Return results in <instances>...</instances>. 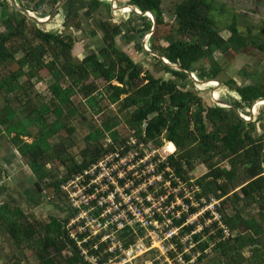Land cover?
Masks as SVG:
<instances>
[{
  "label": "trees",
  "instance_id": "16d2710c",
  "mask_svg": "<svg viewBox=\"0 0 264 264\" xmlns=\"http://www.w3.org/2000/svg\"><path fill=\"white\" fill-rule=\"evenodd\" d=\"M16 1L20 7L40 18L48 16L58 2ZM213 2L182 0L173 8V18L168 23L163 19L160 0H129L127 4L141 12L152 13L155 28L168 29L167 45L155 47L150 40L151 50L170 64L195 73L199 81H214L221 72L215 52L224 55L232 49L239 53L246 39L253 45L257 44L263 51L264 44L259 42L257 36H251V33L243 37L235 24L228 27V38L220 36L219 29L210 17ZM101 6L110 18V2L105 0H64L55 15H63L64 29L84 31L81 29L78 11L83 9L86 18L92 17L94 20L93 17L101 13ZM130 9L128 7L124 13ZM0 24L3 28L0 31V96L4 102L0 110V126H3L0 127V135L6 136L10 145L25 161L35 177L34 183L39 191L51 188L55 196L65 202L60 190L61 184L105 153L115 150L124 140L116 130L119 119L112 116L92 128L83 138L85 148L80 151L79 161L70 158L66 162L62 159L67 147H71L70 144L66 147L64 139L58 144L56 154L51 155V139L67 125L68 117L75 112L72 108L63 118L60 111L67 108L66 105L76 92L83 94L91 109L98 107L103 111L112 104H118L120 111L134 108L122 120L128 129L134 130L135 135L143 139L144 125L143 140H150L157 145L162 144V139L172 142L177 154L170 157L169 161L175 175L184 181L191 179L189 172L194 162L204 164L207 172L195 182L201 188L196 197L203 196L207 200L210 196L223 198L219 211L223 223L232 234L215 242V253L204 264H243L249 261L264 264V141L262 136L255 137L253 134L255 122L262 121L264 109L259 112L256 121H245L233 109L214 104L204 106L201 98L192 90H182L172 80L155 78L143 70L117 48L115 42L119 35L126 36L127 40L135 42L138 49H142L140 40L150 32L152 22L133 11L129 12L125 22L113 26L107 20L97 19L95 29L99 28L102 32L100 42L95 50L78 62L71 56L76 42L71 32L59 36L41 29L35 21L17 11L9 0L0 1ZM95 29H90V36H96ZM247 31L251 32L250 29ZM16 45H20L19 52L13 50ZM46 54H49L50 60L43 64ZM153 59L166 73L181 81L193 82L191 76L183 70L164 64L158 57ZM202 61H206L208 67ZM13 65L16 68H12ZM42 67L54 79L48 87L51 96L48 102H32L30 80L21 82L20 78L26 75L25 68L34 71ZM240 74L244 77L252 75L244 71ZM64 79L70 82L66 87L61 86ZM96 81H100L106 89L105 96L94 94ZM222 83L238 94V100L226 102L236 106L242 113L245 108H251L255 101L264 99V80L255 79L240 86L230 78ZM22 99L27 109L25 118L15 121L16 110L12 103L21 102ZM103 100L106 104L102 107ZM51 114L54 115L53 120H49L48 115ZM150 115L153 116L149 119ZM28 126L36 128L35 133L28 131ZM22 137H30L32 140L28 142ZM52 158L61 160L64 172L54 181L46 182L51 175L44 167ZM223 161L227 162V167L219 166ZM228 203L233 204L231 215L224 212ZM250 207L256 211L257 218L242 215ZM64 224L65 219L60 221L54 217H50L48 222L31 220L20 207L8 202L0 204V231L10 236L16 248L31 250L38 264H86L65 234ZM221 236V230H217L215 236H209L208 241ZM208 241L199 245L202 251ZM243 251L248 252L249 256H244ZM203 258L204 255L199 256L193 264L201 262ZM13 264L19 263L15 261Z\"/></svg>",
  "mask_w": 264,
  "mask_h": 264
},
{
  "label": "rangeland",
  "instance_id": "374dc122",
  "mask_svg": "<svg viewBox=\"0 0 264 264\" xmlns=\"http://www.w3.org/2000/svg\"><path fill=\"white\" fill-rule=\"evenodd\" d=\"M87 1V0H86ZM110 2V18L107 16V11L101 6L100 14L93 17L94 20L86 18L83 14L84 10L78 11V18L81 24V30L68 31L62 26L63 15H55L48 23L40 25V28L52 32L56 35L62 36L71 32L75 39L74 47L71 51V56L77 62L80 61L90 51L97 48V44L100 42L102 32L99 28L95 29V23L98 20H107L110 25L120 24L128 19L129 12L126 11L129 0H105ZM161 8L163 9V19L165 22H169L173 18V8L179 4L182 0H160ZM130 7V6H128ZM53 10V9H52ZM51 10V11H52ZM171 12V13H170ZM210 17L213 19L215 26L219 29V34L224 39L230 36L228 27L231 24H235L239 34L246 37L249 33L251 36H257L260 39V43L264 44V0H214ZM151 20V19H150ZM136 23V20L133 19ZM152 22V21H151ZM138 23V22H137ZM140 24V23H138ZM96 31V36H90V29L93 28ZM250 29L251 32L247 30ZM167 30V31H166ZM0 31L3 28L0 24ZM168 29L153 28L150 32L144 35L140 42L142 49H138L133 40H127L126 36L119 35L116 37V45L122 52H124L134 63L139 64L143 70L148 71L155 78H161L163 80H172L182 90H192L202 100L204 106H212L214 99L217 98V92L219 93L218 101H233L238 100L239 96L233 91H230L222 82L228 79H233L238 85H246L253 82L255 79L264 80V51L259 49L256 45L251 44L249 41L244 40L245 44L240 48L239 53H235L232 49L227 54L221 55L219 52H215V59L218 61V65L221 68V72L218 78L215 79L219 82L220 88L214 87L211 84H199L192 77L193 82L181 81L178 78L173 77L170 73H166L162 68L158 67L154 57L156 53L150 48V40L155 47H165L167 45L166 36L168 35ZM171 34V31H170ZM20 45H16L13 50L19 52ZM19 56V54H17ZM50 60L49 54L43 57V64H46ZM205 67H208L206 61H202ZM16 68L13 65L12 68ZM26 75L20 78V81L30 80L31 90L30 97L32 102L39 101L48 102L50 99V93L48 87L53 83L54 79L48 70L44 67L29 71L25 68ZM251 73V77H244L240 72ZM5 74V73H4ZM196 78L195 73H192ZM197 79V78H196ZM204 82V81H201ZM70 82L67 79L61 81V86L66 87ZM112 84H116L113 82ZM96 89L94 94H100L105 96L107 94L106 89L102 86L100 81L95 83ZM219 89V91H218ZM26 99V97H23ZM123 96H121V99ZM21 102L12 103V107L16 110L15 121L23 120L27 109L25 106V100ZM70 103L62 108L60 111L63 118H65L67 111L73 108L75 112L67 119V125L63 127L54 138L51 139V155H55L58 151V144L63 140V143L71 145L67 147L66 153L62 155V159L68 161L73 158L76 161L80 160V151L85 148V141L83 138L91 131L92 128L101 125V123L112 116H117L119 119V125L116 126V130L121 134V138L125 137L127 131H130L124 124L123 117L129 114L134 108L128 110H119L118 104L109 105L108 108L100 111L98 107L90 108L86 101V98L81 92H76V95L70 98ZM3 98L0 96V110L3 106ZM106 104V101L101 102L102 107ZM216 105V104H214ZM226 108L225 105H216ZM252 107V106H251ZM264 109V103L261 105L256 104L254 108H245L243 113H240L246 117L250 122L256 121L259 112ZM249 115V116H248ZM49 120L54 119V115H48ZM153 115H150V119ZM3 128V126H0ZM27 130L35 133L36 128L28 126ZM108 134V132H107ZM254 136H262L264 141V114L262 115V121L255 122ZM109 136V135H108ZM23 140L31 142L32 138L22 137ZM173 148V146H172ZM177 152L175 153V155ZM219 158V157H217ZM217 158L215 160H217ZM57 158H52L51 161H47L44 169L50 171V178L46 180L54 181L57 177L61 176L64 172V165ZM220 167H227V162L223 161L219 165ZM207 172V168L204 164L193 163V168L189 172V177L193 180V184L203 177ZM35 177L30 169L25 164V161L16 152L15 148L10 145L6 136L0 135V204L11 203L21 208L25 216L31 220L40 222H48L50 217L57 218L63 221L66 218L68 212L67 205L61 199H58L51 188H44V190H38L35 186ZM238 188L235 190L237 191ZM201 190V188H200ZM239 193V191H237ZM229 193V195H231ZM211 197V196H210ZM220 198L219 200H222ZM225 209V214L231 215L233 213V204L228 203ZM221 208V207H220ZM223 210V207H222ZM242 215L244 217H258L253 207L246 208ZM244 256L248 257L249 253L243 251ZM67 253V252H66ZM65 253V254H66ZM214 251L204 256L201 262L197 264L206 263L209 258L214 255ZM19 264H38L31 250H21L14 246L10 236L0 231V264H13L14 262ZM197 261V260H196ZM195 261V262H196ZM194 262V263H195ZM223 264V263H222ZM243 264H253L251 261L244 262Z\"/></svg>",
  "mask_w": 264,
  "mask_h": 264
},
{
  "label": "built area",
  "instance_id": "2783aa9c",
  "mask_svg": "<svg viewBox=\"0 0 264 264\" xmlns=\"http://www.w3.org/2000/svg\"><path fill=\"white\" fill-rule=\"evenodd\" d=\"M143 139L127 131L115 150L60 186L65 234L86 264H193L232 234L221 219L222 201L196 197L200 187L173 172L174 144ZM217 230L222 236L208 241Z\"/></svg>",
  "mask_w": 264,
  "mask_h": 264
},
{
  "label": "water",
  "instance_id": "95a60500",
  "mask_svg": "<svg viewBox=\"0 0 264 264\" xmlns=\"http://www.w3.org/2000/svg\"><path fill=\"white\" fill-rule=\"evenodd\" d=\"M0 1H2V0H0ZM9 1L11 2L12 6H13L17 11H19V12L25 14L29 19L35 21L38 25H43V24L48 23V22H49V21L55 16L56 11L59 10V8H60V6L62 5V3H63L64 0H58V2L56 3V5L54 6L53 10L51 11V13H50L48 16L44 17V18H46L45 20H42V19H44V18H40V17L36 16L33 12H31V11H29V10H27V9H24V8H22V7H20V6L18 5V3H17L16 0H9ZM128 6H130L131 9H132L131 11H133V12L136 13L137 15H139V16L149 17V18L151 19V21H152V28H151V30H153V28H154V26H155V19H154V16H153L152 13H149V12H148V13H149V14H148V13H146V12H145V13H144V12H141V11H139V10H138L135 6H133V5H128ZM156 57L160 58L164 64H166V65H168V66H170V67H172V68H174V69H177V70H183L184 72L188 73V74H189V75H190V76H191L196 82H198V83L201 82V81L197 80V79L193 76V74L190 73L189 71H187V70H185V69H182V68L179 67V66H176V65H172V64H170L167 60H165V59L159 57L157 54H156ZM205 81H210V80H205ZM214 81H217V80H214ZM217 82H218V81H217ZM218 83H219V82H218ZM213 100H214V104H216V105H221V106L225 105L226 108H231V109H233V110L237 113V115H238L240 118H242L243 120H245V121H249V120H251L250 118L247 119L246 117H244V116L240 113L239 109H238L236 106H234L233 104H231V103H229V102L218 101V100H216V99H214V98H213ZM259 100H264V99H259ZM256 103H257V101H255V102L252 104V107H251V108H254V107L256 106Z\"/></svg>",
  "mask_w": 264,
  "mask_h": 264
},
{
  "label": "bare ground",
  "instance_id": "6f19581e",
  "mask_svg": "<svg viewBox=\"0 0 264 264\" xmlns=\"http://www.w3.org/2000/svg\"><path fill=\"white\" fill-rule=\"evenodd\" d=\"M128 8V7H127ZM127 8H126V11H127ZM131 10V9H130ZM129 10V11H130ZM46 18H44V19H42V20H45ZM211 84V85H214V87H216V88H220V84L217 82V81H204V82H200L199 84ZM218 91H219V89H218ZM216 100H219V93L217 92V98H216ZM264 103V100H257V103L256 104H258V105H262ZM171 146V147H170ZM169 150H172L173 148H172V145H169Z\"/></svg>",
  "mask_w": 264,
  "mask_h": 264
},
{
  "label": "clouds",
  "instance_id": "9594fccd",
  "mask_svg": "<svg viewBox=\"0 0 264 264\" xmlns=\"http://www.w3.org/2000/svg\"><path fill=\"white\" fill-rule=\"evenodd\" d=\"M147 18H149V17H147ZM150 19V18H149Z\"/></svg>",
  "mask_w": 264,
  "mask_h": 264
},
{
  "label": "snow or ice",
  "instance_id": "6c2138e0",
  "mask_svg": "<svg viewBox=\"0 0 264 264\" xmlns=\"http://www.w3.org/2000/svg\"><path fill=\"white\" fill-rule=\"evenodd\" d=\"M171 147V146H170Z\"/></svg>",
  "mask_w": 264,
  "mask_h": 264
}]
</instances>
